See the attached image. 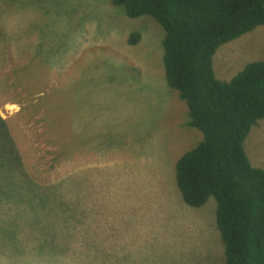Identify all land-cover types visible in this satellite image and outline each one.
Wrapping results in <instances>:
<instances>
[{
	"label": "rangeland",
	"instance_id": "1",
	"mask_svg": "<svg viewBox=\"0 0 264 264\" xmlns=\"http://www.w3.org/2000/svg\"><path fill=\"white\" fill-rule=\"evenodd\" d=\"M1 33L0 74L19 66L0 95L16 145L0 149V264H224L215 200L190 207L176 185L202 133L165 82L163 27L109 0H0ZM254 60L264 25L218 47L215 75ZM252 128L245 148L264 165V119Z\"/></svg>",
	"mask_w": 264,
	"mask_h": 264
},
{
	"label": "trees",
	"instance_id": "2",
	"mask_svg": "<svg viewBox=\"0 0 264 264\" xmlns=\"http://www.w3.org/2000/svg\"><path fill=\"white\" fill-rule=\"evenodd\" d=\"M109 2L130 18L151 16L165 31V82L186 104L185 125L202 133L197 144L175 162V181L183 202L199 207L209 197L215 200L224 264H264V168L251 164L244 146L251 128L264 119V60L246 63L229 80L218 79L213 69L220 45L264 25V0ZM139 38L131 32L127 42L136 44ZM26 61L22 68L36 78L39 73L32 72L35 57ZM18 66L19 61L1 72L8 84L0 80V95L15 87L17 78L9 80L8 76ZM11 95L8 99L17 97L16 92ZM31 105L29 101L23 108ZM9 123L0 116V149L7 145V155L16 152ZM11 166L8 173L13 175ZM40 184L38 188L46 190Z\"/></svg>",
	"mask_w": 264,
	"mask_h": 264
},
{
	"label": "crops",
	"instance_id": "3",
	"mask_svg": "<svg viewBox=\"0 0 264 264\" xmlns=\"http://www.w3.org/2000/svg\"><path fill=\"white\" fill-rule=\"evenodd\" d=\"M231 41H232V40H231ZM213 68H214V73H216V72H215L216 69H215V66H214V65H213ZM217 76H219V75H217ZM217 76H216V77H217ZM217 78H218V79H221V80H229L231 77H230V78H225L224 76H221V75H220V76L217 77ZM252 129H253V128H251V130H252ZM251 130H250V131H251ZM249 134H250V132H249ZM249 134H248V136H249ZM248 136L246 137L245 142L247 141ZM245 142H244V146H245ZM245 150H246V148H245ZM246 153H247V151H246ZM247 155H248V158H249V160H250V162H251V159H252V158L250 157V155H249L248 153H247ZM251 164L254 165V166H258V167L264 168V165H261V164H259L258 162H253V163L251 162Z\"/></svg>",
	"mask_w": 264,
	"mask_h": 264
}]
</instances>
